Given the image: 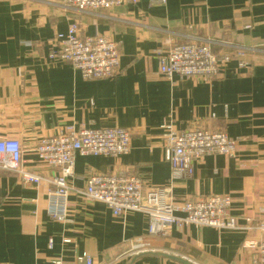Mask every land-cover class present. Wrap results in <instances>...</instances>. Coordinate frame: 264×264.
<instances>
[{"label": "crops", "instance_id": "1", "mask_svg": "<svg viewBox=\"0 0 264 264\" xmlns=\"http://www.w3.org/2000/svg\"><path fill=\"white\" fill-rule=\"evenodd\" d=\"M74 21L83 36L118 44L116 75L88 80L69 63L50 60L57 34ZM195 36L261 52L246 58L247 69L235 58L211 82L162 76L155 52L170 39ZM168 124L225 131L237 140V153L207 156L192 178L172 180L164 154ZM70 127L125 128L131 150L77 156L65 222L49 216L47 182L23 184L16 174L1 173L0 264H70L83 254L96 264H182L153 255L131 262L128 242L147 237L148 217H115L104 203L86 200L79 192L91 172L138 175L146 188L166 189L176 204L230 196L240 229L176 226L169 238L148 241L154 252L192 264H254L252 244L262 234L244 228L264 220V0H138L84 14L64 12L60 0H0V139H19L23 166L50 180L55 173L40 162L37 143Z\"/></svg>", "mask_w": 264, "mask_h": 264}, {"label": "built area", "instance_id": "2", "mask_svg": "<svg viewBox=\"0 0 264 264\" xmlns=\"http://www.w3.org/2000/svg\"><path fill=\"white\" fill-rule=\"evenodd\" d=\"M165 4L166 0H152ZM137 4L138 0H60L67 13H92L123 4ZM261 52V48H249L218 42L195 36L187 42L173 39L155 52L160 74L169 80L175 77L200 78L211 82L218 79L228 64L237 58L239 66L247 69V57ZM120 48L104 36H83L78 21H74L67 33L56 36V44L50 60L69 63L84 79H108L120 70ZM165 160L171 166L172 180L192 178L197 161L214 155L235 157L238 142L225 131L194 124L178 130L168 124L163 126ZM131 150V133L121 127L88 129L70 127L54 136L42 137L36 153L48 169L55 174L50 180L28 171L23 166L24 149L17 138L0 139V174L14 173L23 184L50 185L48 213L55 221H67V202L71 191L70 180L75 175L77 156L120 157ZM86 200L104 203L115 217L128 213H143L148 217L147 237L129 240L130 256L152 252L151 237L169 238L176 226L196 225L220 230L240 229L230 213L232 199L227 195H208L189 198L176 204L166 189L146 188L138 175L124 173H89L86 187L79 192ZM181 212L183 216H177ZM250 221V220H249ZM245 230H258L262 238L252 244L256 251L254 264H264V220L251 224ZM47 264H68L52 260ZM70 264H96L83 254Z\"/></svg>", "mask_w": 264, "mask_h": 264}, {"label": "water", "instance_id": "3", "mask_svg": "<svg viewBox=\"0 0 264 264\" xmlns=\"http://www.w3.org/2000/svg\"><path fill=\"white\" fill-rule=\"evenodd\" d=\"M150 255H153V256H162V257H165V258H169L170 260H175L177 262H180L182 264H192L190 262H188L187 260H184L182 258H179V257H176V256H171L169 254H164V253H160V252H146V253H142V254H139V255H136L132 258V261L131 262H135L137 259L143 257V256H150Z\"/></svg>", "mask_w": 264, "mask_h": 264}]
</instances>
